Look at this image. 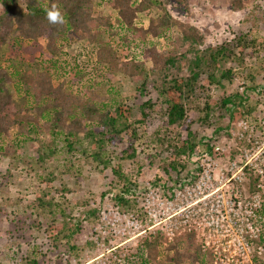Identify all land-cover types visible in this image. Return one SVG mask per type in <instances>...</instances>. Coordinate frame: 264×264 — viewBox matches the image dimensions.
<instances>
[{
    "label": "rangeland",
    "instance_id": "rangeland-1",
    "mask_svg": "<svg viewBox=\"0 0 264 264\" xmlns=\"http://www.w3.org/2000/svg\"><path fill=\"white\" fill-rule=\"evenodd\" d=\"M226 1L190 0L189 15L187 17L181 15L179 19L201 31L203 35L201 49L230 43L235 36L245 33L259 42L258 47L261 51L255 61L254 55H244V63L233 81H224L222 87L209 88V94L214 101L235 91L248 93L247 107L251 110L247 116L234 121L230 120V116L222 110L214 115L209 126L197 122V118L201 117L197 110L189 111L187 116L194 120L193 130L197 133V140L206 137L204 143H209L213 150L210 154L205 152L204 148L197 146L193 155L182 157L180 162L184 167L177 171L170 170L164 173L161 169L164 161L169 157V152L165 143L158 144L157 138L162 140L174 134L166 130L165 122L158 114L160 104L151 84L146 86L145 93L141 95L135 87L142 83V79L127 76L125 68L117 73H108L106 67L97 64L95 48L86 41L74 42L52 53L47 51L43 38L25 40L13 32L2 44L0 64L3 66L10 60H17L22 62L31 73H34V68L39 66L56 76L58 80L63 78L66 81L73 77L75 71H80L83 79L79 80V83L73 81V90L76 92L82 87L81 94L84 98L87 96L83 93L87 84L100 82L106 77L111 86L118 87V96L123 99L125 105L132 108L135 118L138 117L137 106L148 100L154 103L145 123L136 125L140 135L138 140L119 141L114 145H108L107 155L112 159L107 169H101L100 166L97 168L91 160L86 159L79 152L72 156L60 139L54 144L58 151L53 159L47 160L45 166L41 165L47 168V171L44 173L42 168L38 169L37 166L31 169L26 162H33L42 152L41 143L48 141L46 131H40L33 139L34 142L26 143L19 150L20 160L1 158L0 201L9 198L4 209L5 215L0 216L2 264H16L15 259L18 256L29 254L35 255L43 264H64L65 258L70 260L65 252V246L51 248L49 244H45L44 236H41L42 231L37 233L35 229H31L37 224H40L42 229L51 220H59L58 214H42L41 210L37 211V198L43 195H47L48 200L54 199V202H58L59 207L74 219V223H80L83 234L76 236L73 244L77 246L78 251L81 250L79 251L81 264H109L110 251L114 247L134 253L138 244L148 234L157 230L165 236L172 231L178 234L183 231L195 233L196 238H201L204 242L205 249L209 247L212 251L215 264H232L231 262L251 264L249 254L246 256L247 251L244 255H239L237 249L243 251L241 244L244 243L246 247L245 242L250 245L248 239L252 231L256 237L251 247L255 248L264 242L260 241L264 233V189L260 190V197L250 198L252 196L250 189L254 188L255 193L257 191L255 184L264 186V178L259 179L254 170L250 169L244 174H237L239 178L233 179L227 176L226 172H228V163L234 159L240 160L244 152L259 154L260 146L264 143V22L261 21L264 0H249L241 11H231L227 8ZM107 7L103 1L101 3L100 0H92L90 9L93 11V16L105 17L108 15ZM139 17V23L145 22V18L140 15ZM179 48L181 52L186 49L185 46ZM53 58L58 60L57 68L54 70L47 61ZM117 58L119 65L127 64L129 61L122 56ZM137 58L140 59L139 56ZM235 63L227 62L224 67L236 68ZM250 76L255 80L251 81ZM249 88L257 89L249 91ZM12 96L15 98L13 93ZM197 106L202 108V103ZM241 120L247 123L248 128L253 127L249 141L245 139L249 131L245 132L242 139H238L236 135L237 125ZM227 125L229 128H225ZM184 131V129L180 131L182 139L185 138ZM31 136L34 138V135ZM114 165H117V168L133 183L128 196L134 201L141 215L122 211L113 203V197L117 193V189L113 188L116 180L111 172V167ZM263 166L258 165V167ZM202 170H208L211 178L204 181L208 182L211 188L198 195L204 187L200 186L198 191L195 183L199 181ZM48 173L51 182L46 188V183L40 182L39 177ZM222 173L226 178L221 179ZM151 191L157 193V197L148 200L150 208H154L152 213L155 218L147 214L145 202L147 194ZM211 191H215L213 195L204 198L201 204L195 205L197 199L205 197ZM177 192H180L178 197L174 195ZM61 193H64L63 199ZM158 200L164 203L163 206L161 203L157 204ZM171 200L176 203L174 208L178 212L172 218L170 216L175 210L164 209L165 203ZM237 201L249 204L248 210L244 211L241 208L229 211L231 205L236 207ZM182 208L185 210L180 211L179 209ZM93 209L96 210L94 216L89 213ZM117 212L124 213L126 218L119 219ZM233 212H236L238 217L227 215ZM130 216L137 220V228L128 225L127 220ZM183 220H187L186 223L181 222ZM34 237L39 240H34ZM86 242L90 243L91 249L87 248ZM70 262L78 264L73 260Z\"/></svg>",
    "mask_w": 264,
    "mask_h": 264
},
{
    "label": "trees",
    "instance_id": "trees-1",
    "mask_svg": "<svg viewBox=\"0 0 264 264\" xmlns=\"http://www.w3.org/2000/svg\"><path fill=\"white\" fill-rule=\"evenodd\" d=\"M100 1L108 6L105 17L93 16L90 9L92 0H0V48L13 32L25 40L43 38L47 51L52 53L74 42L86 41L95 48L97 64L106 67L108 73H117L125 68L127 76L142 79V83L135 87L141 95L151 84L160 104L158 114L165 122L166 130L174 134L162 140L157 138L158 144L165 143L169 152L161 167L164 173L183 168L182 157L193 155L197 146L211 154L212 146L204 143L207 138L197 140L194 120L189 119L187 113L197 110L201 114L197 122L205 126H209L214 115L222 110L233 121L247 116L251 110L247 107L248 93L235 91L214 101L209 88L222 87L224 81H233L244 63V55H254L255 61L261 51L259 42L245 33L235 36L230 43L201 49V31L179 19L181 15H189L190 0ZM248 2L227 0L226 4L231 11H241ZM53 7L62 13L64 24L52 25L47 21L46 13ZM139 15L145 18V22L139 23ZM261 21L264 22V12L261 13ZM180 46L186 49L181 52ZM117 56L128 59V63L119 65ZM47 61L53 70L57 68V59ZM227 62H236V68L224 67ZM33 72L17 60H10L5 66L0 64V160L2 157L20 160L19 150L26 143L34 142L40 131H46L48 141L41 143L42 152L33 162L25 161L31 169L37 166L44 173L47 171L44 167L47 160H52L58 151L54 145L57 139L62 140L72 156L79 152L97 168L107 169L112 159L107 155L108 145L140 138L136 125L144 124L150 116L154 105L151 100L137 106L138 117L135 118L132 108L118 96V87L111 86L106 77L83 87V93L87 95L84 98L82 87L79 91L73 90V81L79 83L83 79L80 71H75L67 81L63 78L58 80L39 66ZM249 79L255 80L252 76ZM256 89L249 88V91ZM199 103H202V108L197 106ZM181 129L185 130L183 139L180 138ZM216 131L219 132L218 129ZM117 165L111 167L116 180L113 188L117 189L113 203L122 211L141 215L128 196L133 183ZM39 178L47 188L51 182L50 174ZM250 191L254 194V188ZM46 196L37 198V211L58 214L59 220H51L42 229L40 224L31 229L37 233L42 231L45 244L51 248L65 246L70 260L81 264V250L78 251L73 244L74 238L83 234L80 223H74L58 202L48 200ZM8 200L1 199L0 216L5 215ZM89 213L94 216L96 210ZM262 237L260 241H264V233ZM86 244L87 248H92L89 242ZM118 249L114 247L110 251L109 264L216 263L212 251L209 247L205 249L204 242L193 232L176 233L169 240L157 230L148 234L134 253ZM70 260L65 258L64 264H71ZM15 261L16 264H43L32 254L20 255ZM250 263L264 264V253L252 255Z\"/></svg>",
    "mask_w": 264,
    "mask_h": 264
},
{
    "label": "built area",
    "instance_id": "built-area-1",
    "mask_svg": "<svg viewBox=\"0 0 264 264\" xmlns=\"http://www.w3.org/2000/svg\"><path fill=\"white\" fill-rule=\"evenodd\" d=\"M237 127H238V131H237L236 135L238 136V139L244 138L245 132L249 131L248 134L245 136V139H247V141H249L250 137H251V134H252V131H253V127L252 128L251 127L248 128L247 123L245 121H243V120L238 122ZM240 130H242L243 132H240ZM260 149L261 150H260L259 154L255 155V154H250L248 152H244V154L241 156V159L243 158L242 160L241 159L240 160L234 159L230 163H228V168H227L228 172H226V174L228 173L227 176H230L232 179L235 178V177L239 178V176H237V174H244L246 172V170L250 169V170H254V172L256 173L255 174L256 177H258L259 179L260 178H264V166H263L264 165V143L261 144ZM258 165L263 166V167H258ZM210 178L211 177H210V174H209L208 170L207 171H204V170L201 171V175H200L199 181L197 183H195V185H196V188L198 189V191L200 189V186H203L204 188H203V190L201 192L198 193V195L202 194L203 191H205L206 189H210L211 188V186L208 185V182L204 181V180H207V179H210ZM222 178L223 179L226 178L225 174H223V173L221 174V179ZM254 187H255V189L257 191H255V193L252 194V196L250 198H254L256 196L260 197V190L262 188L264 189V186L260 185V184H255ZM214 192L211 191L209 194H206L205 197L203 196V197L199 198V200L197 199L198 201L197 200L195 201V205H196V203H200L201 204V201L204 200V198L210 197L211 195H213ZM174 195L176 197H178V195H180V192L179 193L177 192ZM154 196L157 197V193L154 192V191H151V192H149L147 194V196L145 198V202L147 204L146 207L148 209L147 210L148 211L147 214L151 215L153 218H155V215L152 213L154 211V208H150L148 200L150 198H152V200H153ZM159 203H161L162 206L164 204L163 202H159V200H158L157 204H159ZM235 203H237L236 207L234 205L233 206L231 205L230 206L231 210H229V211H232L233 209L240 210L241 208H243L244 211L248 210L247 208H248L249 204H247L246 202H240V201L238 202L237 201ZM174 207H176V203L174 202V200H171V202L167 201V203H165L164 209L166 211H170V210L172 211V210H175ZM186 207H189V206H186ZM179 210L183 211L185 209L182 208V209H179ZM249 212H252V211H249ZM177 214H178V212H176V210H175L170 217L171 218L175 217V215H177ZM117 215H118L119 219H121V218L125 219L126 218L124 213L117 212ZM227 215L232 216V217H235V216L238 217V214H236V212H233L232 214H227ZM185 217H187V216L185 215ZM221 218H224V217L221 216ZM186 221L187 220H183L181 222L186 223ZM127 222H128V225L130 227H132V228H137L138 227V222L133 216H130L128 218ZM176 233L177 232H175V231L167 233V235H168L167 237L169 238V240L171 239L173 234H176ZM251 233L252 234L249 236L250 238L248 239V242H250L249 243L250 245L252 244V242L254 240V237H256V234H253L254 231H252ZM206 243L207 242L205 241V244ZM250 245H248V243L245 242V246L246 247H244V243L241 244V249L243 251H240L239 249H237L239 255H244V252L247 251V255L246 256H248V254H249V257H250L249 261H250L252 255L256 254L257 256H261L263 254V252H264V242H262V244L258 245L255 248L251 247ZM214 255H216V252H214ZM231 263L232 264H238V262H231Z\"/></svg>",
    "mask_w": 264,
    "mask_h": 264
},
{
    "label": "clouds",
    "instance_id": "clouds-1",
    "mask_svg": "<svg viewBox=\"0 0 264 264\" xmlns=\"http://www.w3.org/2000/svg\"><path fill=\"white\" fill-rule=\"evenodd\" d=\"M46 19L52 25H62L65 22L62 13L55 7L47 11Z\"/></svg>",
    "mask_w": 264,
    "mask_h": 264
}]
</instances>
